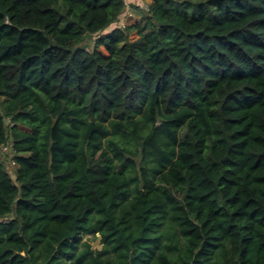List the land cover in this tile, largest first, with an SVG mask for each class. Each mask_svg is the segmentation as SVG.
Returning <instances> with one entry per match:
<instances>
[{
  "label": "trees",
  "instance_id": "1",
  "mask_svg": "<svg viewBox=\"0 0 264 264\" xmlns=\"http://www.w3.org/2000/svg\"><path fill=\"white\" fill-rule=\"evenodd\" d=\"M126 8L0 0V264H264V0Z\"/></svg>",
  "mask_w": 264,
  "mask_h": 264
},
{
  "label": "rangeland",
  "instance_id": "2",
  "mask_svg": "<svg viewBox=\"0 0 264 264\" xmlns=\"http://www.w3.org/2000/svg\"><path fill=\"white\" fill-rule=\"evenodd\" d=\"M151 2V0H127V8L129 7V9H131V11H133L134 13V17L131 16V17H126L124 18L123 20L121 19L118 23H117V26H113L111 28H116V27H125L126 25H131V24H134L136 22H138L139 20H141L142 18V15H143V11H145L147 9V6L148 4ZM134 3V4H133ZM137 6L141 7L142 10L140 11ZM126 8V9H127ZM127 11V10H126ZM110 29V28H109ZM108 29V30H109ZM137 38V35L136 33H132L131 34V39H135ZM87 43V42H85ZM84 43V44H85ZM87 48L89 50H92L93 47H94V42L93 40L89 41L87 44H86ZM101 52H103L104 54L106 53L105 52V49L103 48H100L99 49ZM23 128V127H22ZM23 129H26V127H24ZM0 159H7V165H8V168L9 170L11 171L12 175H13V166L12 165H15V163L12 162V164L10 163V157H13L14 155V152L11 148V145H8V146H2L0 147ZM86 240H89V242L91 243L92 247L94 248H102L103 247V243H102V239H101V235L100 234H85L83 236V241H86Z\"/></svg>",
  "mask_w": 264,
  "mask_h": 264
},
{
  "label": "crops",
  "instance_id": "3",
  "mask_svg": "<svg viewBox=\"0 0 264 264\" xmlns=\"http://www.w3.org/2000/svg\"><path fill=\"white\" fill-rule=\"evenodd\" d=\"M126 1V4H127V0H125ZM134 4V3H133ZM128 5V4H127ZM127 11H125L122 15H121V17H120V20L122 19H124V18H126V17H131V16H133L134 15V13H133V11H131V9H129V7L126 9ZM134 17V16H133ZM111 29V28H110ZM106 54V53H105Z\"/></svg>",
  "mask_w": 264,
  "mask_h": 264
},
{
  "label": "water",
  "instance_id": "4",
  "mask_svg": "<svg viewBox=\"0 0 264 264\" xmlns=\"http://www.w3.org/2000/svg\"><path fill=\"white\" fill-rule=\"evenodd\" d=\"M130 260L132 261V257L130 258Z\"/></svg>",
  "mask_w": 264,
  "mask_h": 264
}]
</instances>
